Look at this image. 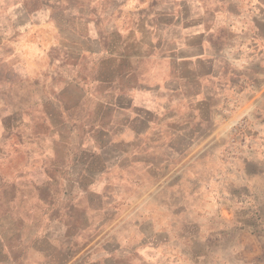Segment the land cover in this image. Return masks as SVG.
Here are the masks:
<instances>
[{
    "label": "crops",
    "instance_id": "crops-1",
    "mask_svg": "<svg viewBox=\"0 0 264 264\" xmlns=\"http://www.w3.org/2000/svg\"><path fill=\"white\" fill-rule=\"evenodd\" d=\"M230 97L243 169L201 135ZM231 168L264 202V0H0V264H139L125 179L196 177L202 231Z\"/></svg>",
    "mask_w": 264,
    "mask_h": 264
},
{
    "label": "rangeland",
    "instance_id": "rangeland-1",
    "mask_svg": "<svg viewBox=\"0 0 264 264\" xmlns=\"http://www.w3.org/2000/svg\"><path fill=\"white\" fill-rule=\"evenodd\" d=\"M239 105L237 98H227L225 107L216 114L219 128L216 127L215 132L211 128L209 131L201 128V135H212L220 139L222 164H227V167L228 164L233 165L228 159L236 157V165L239 163L243 169L246 167L245 157H254L253 152H259V148L258 145L249 144L245 138L248 136L242 123L244 118L241 119L242 122L239 118H234V111ZM187 135L195 137L197 131L190 129ZM256 167L258 166L253 164L249 172H257ZM233 174L235 171L231 168L218 181L223 191L217 197L215 194L216 199L201 201V206H207L202 212L197 214L196 211L189 210V215L195 220L197 216L207 218L205 223L200 224H204L202 231L199 224H184L181 217L182 208L198 201L194 191L196 177L181 176L178 170L168 177L143 174L140 177L126 178V199L130 198L137 204L138 213L135 215L139 214L141 230L144 231L136 248L141 255L139 264H264V249H261L264 245V202L255 198L258 193H251L245 188L246 185L232 186ZM247 183L251 184L249 181ZM256 183L264 189V178L257 179ZM135 215L132 213L130 216ZM171 216L176 218L177 223H168ZM171 227L178 234L192 233L194 240L189 245L181 240L173 241L171 245L172 241L166 235L171 232ZM197 233L201 235L197 236ZM181 249H185L190 255L185 260L181 258Z\"/></svg>",
    "mask_w": 264,
    "mask_h": 264
}]
</instances>
